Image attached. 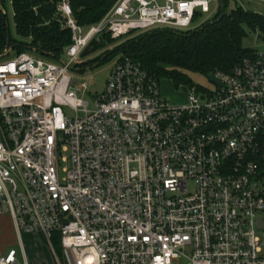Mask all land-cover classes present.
Masks as SVG:
<instances>
[{
  "label": "built area",
  "instance_id": "1",
  "mask_svg": "<svg viewBox=\"0 0 264 264\" xmlns=\"http://www.w3.org/2000/svg\"><path fill=\"white\" fill-rule=\"evenodd\" d=\"M212 1L117 0L81 28L61 0L63 58L4 50L0 216L23 261L13 247L0 264H28L22 235L41 237L58 264L53 240L66 264H264V51L176 105L130 57L116 59L94 110L78 98L87 84L69 74L102 35L188 30Z\"/></svg>",
  "mask_w": 264,
  "mask_h": 264
},
{
  "label": "trees",
  "instance_id": "2",
  "mask_svg": "<svg viewBox=\"0 0 264 264\" xmlns=\"http://www.w3.org/2000/svg\"><path fill=\"white\" fill-rule=\"evenodd\" d=\"M78 26L97 24L117 0H67ZM230 0H217V12L208 20L199 13L188 30L154 28L131 31L119 39L102 35L91 42V52L103 50L98 59L83 63V69L111 61L114 56L131 58L160 84L168 80L175 89L197 87L187 74L208 75L230 72L235 64L252 57L254 50L245 48V29L258 31L264 39V16L241 7L227 12ZM5 0H0L3 6ZM61 0H11L15 35L8 29L6 13L0 11V54L12 48L9 56L29 53L48 62H58L64 49L71 44V32L63 27L57 13ZM198 21V22H197ZM196 23V24H195ZM114 45L113 50L105 49ZM8 56V57H9ZM81 71V70H80ZM198 88V87H197Z\"/></svg>",
  "mask_w": 264,
  "mask_h": 264
},
{
  "label": "rangeland",
  "instance_id": "3",
  "mask_svg": "<svg viewBox=\"0 0 264 264\" xmlns=\"http://www.w3.org/2000/svg\"><path fill=\"white\" fill-rule=\"evenodd\" d=\"M218 6V2H211L210 3V13L203 16L202 20H208L214 16V14L217 12L216 8ZM4 12L7 15L8 19V29L10 30L11 36L15 35L14 30V18L12 15V5L11 0H5L3 4ZM233 7H241L245 11H252L256 14L264 16V3L262 0H230L228 4L227 12L233 9ZM198 22V21H197ZM196 24V23H195ZM246 37L243 40V46L248 49H252L255 52H263L264 51V39L260 38V35L258 31H248L245 29ZM115 44L108 45L105 47L107 50H113ZM12 53V48L8 47ZM103 50H97L95 52H91L90 54L86 56L79 57L80 59L77 61L76 65L71 67V70L69 71V74L71 77L76 80L78 83H86L88 92L84 93L82 96H78L79 99L82 100V102H87L89 104V110H94V104L92 102L93 97L96 94H99L102 92L105 88L106 82L109 78V72L111 68L114 65V62L116 59H118V56H114V58L102 65H99L96 67L97 64H93V66H89L83 69H79L78 66H81L83 63H87L89 61H93L98 59L100 54ZM4 52V51H3ZM2 52V53H3ZM1 53V54H2ZM0 54V55H1ZM63 58V56L61 57ZM60 58V59H61ZM79 70V71H78ZM81 70V71H80ZM187 78L191 80L192 84L197 86L203 91H213L215 90V85H213L207 76L205 75H199L195 73L187 74ZM160 92L163 98L168 100L170 103L176 105V104H182L186 101V95L188 94L189 89L186 87H180L178 89H175L172 84L166 80L162 79L160 81ZM64 114L67 118L73 117L74 113L70 109H65ZM264 220V215L261 216ZM1 233V232H0ZM258 235L260 236V239L264 241V230H259ZM22 243H24L25 246V253L26 258L28 259V264H58L55 257L52 256L50 249L46 242L41 237L37 236H31V235H22L21 237ZM54 250L56 252L57 257L60 259L61 264H66L64 257L62 256V250L60 247V243L53 240ZM14 248L17 250V258H19V261H23L21 258V252H20V246L14 245ZM176 264V263H174ZM178 264H186L185 261L181 260Z\"/></svg>",
  "mask_w": 264,
  "mask_h": 264
},
{
  "label": "crops",
  "instance_id": "4",
  "mask_svg": "<svg viewBox=\"0 0 264 264\" xmlns=\"http://www.w3.org/2000/svg\"><path fill=\"white\" fill-rule=\"evenodd\" d=\"M0 254L18 245L15 228L8 216H0Z\"/></svg>",
  "mask_w": 264,
  "mask_h": 264
},
{
  "label": "water",
  "instance_id": "5",
  "mask_svg": "<svg viewBox=\"0 0 264 264\" xmlns=\"http://www.w3.org/2000/svg\"><path fill=\"white\" fill-rule=\"evenodd\" d=\"M90 53H91V47H87L86 50L83 52L82 57L86 56V55H88ZM207 78L210 81H212V82L217 84V80H216V78H215V76L213 74H211V73L208 74ZM257 225H258V227L264 229V223L261 220H259V219L257 220Z\"/></svg>",
  "mask_w": 264,
  "mask_h": 264
}]
</instances>
